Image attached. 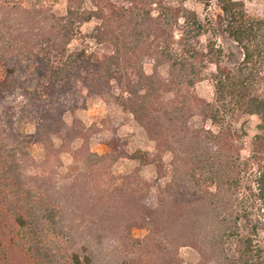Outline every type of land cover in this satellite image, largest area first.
<instances>
[{
    "label": "trees",
    "instance_id": "obj_1",
    "mask_svg": "<svg viewBox=\"0 0 264 264\" xmlns=\"http://www.w3.org/2000/svg\"><path fill=\"white\" fill-rule=\"evenodd\" d=\"M188 1L5 0L0 9V58L22 64L40 90L28 113L31 138L47 147L56 137L60 151L81 141L70 151L69 183L60 187L59 200L74 208L67 225L62 209L44 200L17 219L22 228L41 227L70 242L61 256L68 264H97L106 241L110 255L122 258L118 264H182L184 247L202 263L264 264V137L256 134L242 156L233 128L238 116H256L264 133V15L250 14L241 0H194L219 7L223 31L239 51L226 63L221 47L202 44L209 26ZM59 2L63 14L54 11ZM90 22L93 28L82 35ZM82 37L92 45L72 49ZM203 81L213 86L211 102L194 93ZM113 88L153 152H91L90 128L62 121L65 106L73 112L91 100L106 101ZM196 118L216 130L193 128ZM2 154L11 163L8 175L16 177L15 154ZM120 159L150 168L153 179L138 168L107 173ZM95 181L102 190L89 188ZM134 228L146 235L133 238ZM80 240L84 246L77 247Z\"/></svg>",
    "mask_w": 264,
    "mask_h": 264
},
{
    "label": "rangeland",
    "instance_id": "obj_2",
    "mask_svg": "<svg viewBox=\"0 0 264 264\" xmlns=\"http://www.w3.org/2000/svg\"><path fill=\"white\" fill-rule=\"evenodd\" d=\"M250 14L264 15V0H241ZM5 5V0H0V9ZM186 7L195 11L198 16L209 26L208 32L201 38L202 44L212 42L216 47H221L226 53L225 61L229 62L228 55L236 59L239 51L229 40L223 31L224 21L222 13L217 4L212 1L208 7L194 0L188 1ZM65 5L59 2L54 5L57 14H63ZM90 22L81 27V34L87 35L93 28ZM84 37V36H83ZM76 39L72 42V49H80L86 44L92 45L87 39ZM232 53V54H231ZM22 64H14L0 58V153L12 152L15 154L16 177L8 175L11 165L7 158L0 159V263L1 264H68L62 255L69 251L66 240L58 239L52 232L42 231L41 227L22 228L18 223L19 217H27L26 210L34 211V205L40 200L47 201L62 209L61 216L67 225L72 217V209L66 199H60V187L67 186L65 180L69 175L72 163L70 151L80 147L81 141L76 140L59 150L60 141L56 137L52 139L53 146L45 147L40 142L31 138L34 126L30 122L28 113L33 99L38 97L40 90L29 83L24 72H21ZM15 69V74L9 72ZM146 73H150L149 65L145 66ZM162 75L166 73V67L159 69ZM84 93V92H83ZM82 93V95H84ZM114 98L106 101L91 100L85 107L69 110L65 106L62 121L70 126L73 119L80 121L85 128H90V139L88 147L91 152L103 154L110 151L112 147L122 149V152L133 153L136 150L147 152L154 151V144L150 142L139 126L134 122L132 116L123 111L119 104V94L116 88L111 91ZM194 93L211 102L213 99V86L209 81L198 83L194 87ZM192 127L195 129H206L215 131L216 128L209 122L194 119ZM259 120L256 116L240 115L233 122V128L238 134L236 145L241 149V155H249L252 139L256 134L264 133L257 128ZM115 140H118L114 142ZM104 141H106L104 143ZM108 142V144H107ZM59 151V152H58ZM170 161L169 156L164 158ZM139 166L128 160L120 159L107 173L114 176L134 172ZM137 169V170H138ZM110 171V172H109ZM140 175L150 180L154 175L150 168L138 170ZM104 174H107V173ZM12 179V181L10 180ZM94 181V180H92ZM92 191L98 192L103 187L100 182H94L89 186ZM102 188V189H101ZM30 199V200H29ZM79 215L78 213H74ZM132 236L141 239L146 235L145 229H132ZM69 241V240H68ZM84 246L80 240L77 247ZM111 242H104L103 250L98 251L99 260L97 264H118L122 258L110 255L113 252ZM71 247V246H70ZM103 253V255H102ZM105 255H108L105 257ZM179 256L182 264H214L213 262L202 263L196 251L190 247L181 248ZM126 257V256H125Z\"/></svg>",
    "mask_w": 264,
    "mask_h": 264
}]
</instances>
